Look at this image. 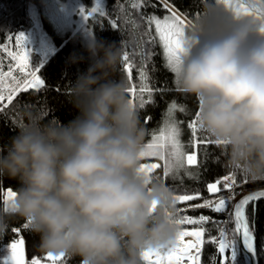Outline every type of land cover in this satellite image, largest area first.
Wrapping results in <instances>:
<instances>
[{
	"label": "clouds",
	"instance_id": "obj_1",
	"mask_svg": "<svg viewBox=\"0 0 264 264\" xmlns=\"http://www.w3.org/2000/svg\"><path fill=\"white\" fill-rule=\"evenodd\" d=\"M237 15L202 0L183 32L177 86L199 101V124L226 166L264 183V5L245 0ZM87 73L70 82L77 115L64 123L46 109L21 107L17 134L0 146V185L18 181L0 204V238L23 220L38 249L80 264H144L167 253L181 225L174 191L142 168L147 129L118 74L115 44L93 40ZM82 59V58H81Z\"/></svg>",
	"mask_w": 264,
	"mask_h": 264
},
{
	"label": "trees",
	"instance_id": "obj_2",
	"mask_svg": "<svg viewBox=\"0 0 264 264\" xmlns=\"http://www.w3.org/2000/svg\"><path fill=\"white\" fill-rule=\"evenodd\" d=\"M86 1L90 2L91 0ZM35 2H38V0H0V43L5 42L11 34L28 29L31 26L32 19L29 9L30 5ZM138 2L139 0H119L117 5V0H105L106 15L103 17L99 15L93 23L95 41H103L106 44L115 42L117 46L120 45L123 55L128 52L134 62L133 80L138 79L140 70L145 71L147 76L145 82L153 89L151 99L155 103H147L150 98L147 92L143 94L144 108L139 106V99L135 98L134 100L141 123L147 129L144 144L161 129L162 124L168 117V108L173 102L178 107L184 106L186 108L184 113L177 110L174 116L177 121L182 122V139L185 144H188L190 142V129L187 128V124L193 121L195 115L199 113V101L195 96L181 91L176 83L177 76L167 67L160 46L148 42L149 28L146 17L150 15L162 17L168 11L163 7L161 0H148L147 6L134 8L133 4ZM167 2L189 20L201 14L202 0H167ZM152 5H155V7H152ZM113 21H116L117 28L111 25ZM150 33L155 36L152 28ZM145 52L148 53L147 59L144 58ZM92 63L94 61L90 57L87 45L83 41H75L70 37L57 48L55 53L39 61L36 65V68L40 67L37 75L45 81V87L39 91L30 89L28 93H21L14 101L13 106L5 104L4 110L0 111V146L7 145L11 137L17 134L18 112L21 107L35 105L44 108L49 119L59 118L64 123L75 118L78 113L71 102L70 82H75L81 73H87ZM126 74L121 60L115 78L122 77L127 83ZM128 95L130 97L129 93ZM147 117H151V120H148ZM205 135L206 138L214 141L209 134L206 133ZM198 159L199 164L190 166L189 169L195 174L194 177L180 173L181 177L179 178L165 179L163 178L162 168L157 169L153 174L159 176L174 191L175 195L194 194L196 192L201 194L199 200L177 202L178 209H187L186 212H179V216L188 215L197 218L200 215H206L215 217V219L226 220L227 217L223 214L213 213L210 209L193 210L192 206L203 203L204 198H215V196L221 194L226 195L228 190L223 189L222 185V192L219 194L208 193L206 185L236 171L226 166L223 150L214 143L201 146L198 150ZM236 174L238 181L236 199L249 190L264 187V183L257 184L249 181L247 184H243V175L238 172ZM15 186H18V181L5 179L3 185H0V194L7 188L13 190ZM2 203L3 199H0V204ZM253 205L255 206L254 234L259 264H264V198L256 202H250L246 209L250 221ZM24 225L23 220L12 221V226L15 229H20V231L14 232L10 229L7 235L0 238V264H4L1 253L7 251L9 255L8 246L13 240L19 239L21 236L24 238L28 264L34 258L41 259V262L47 261L46 254L41 253L38 249L40 236L29 232L27 228H24ZM181 227L184 230H191L196 226L184 225ZM204 227L206 229L205 241L210 240L212 237H218L219 233L212 224H207ZM228 227L232 228L233 225L229 224ZM226 254L230 255V253ZM213 257L215 258V264H222V257L219 255L217 247L211 243H205L202 247L201 264H213ZM58 262H60L59 264H80V257L66 255ZM144 264L150 263L144 261ZM237 264H246L242 253L237 257Z\"/></svg>",
	"mask_w": 264,
	"mask_h": 264
},
{
	"label": "snow or ice",
	"instance_id": "obj_3",
	"mask_svg": "<svg viewBox=\"0 0 264 264\" xmlns=\"http://www.w3.org/2000/svg\"><path fill=\"white\" fill-rule=\"evenodd\" d=\"M228 6L237 15L241 13H248L249 8L245 3V0H218ZM257 3L264 5V0H256ZM148 0H139L138 3L133 4L134 8L141 6H147ZM163 7L167 9L170 15H165L163 19L156 15H150L146 17L149 28V43L155 44L158 42L162 45L164 55L167 59V67L173 72H179V65L181 63V54L183 52V32L186 27L184 20L177 13V11L167 2V0H161ZM119 0H117V5ZM155 7V5H152ZM81 13L84 16L85 21L94 13H99L101 17L106 15L104 9L101 6L100 0H96L95 7L89 12H85L84 8H81ZM259 11L264 12V9ZM114 28H117L116 21L111 24ZM155 26L156 36H152L150 30L152 26ZM13 39L12 37L8 38ZM27 37L20 33L15 37L17 47L20 49L18 52L9 51L7 46H4L3 51L7 52V55L14 63L9 65L7 72L2 70V61H0V111L4 110L5 104L13 106L14 101L21 93H28L30 89L39 91L45 87V81L37 75L40 67L33 68L30 66V50L26 46ZM148 53L145 52L144 58L147 59ZM123 70L127 73L130 86L128 87V93L139 99V106L145 107V100L143 94L147 92L149 94L148 104H154L155 101L151 99L153 89L142 83L137 87L136 84H131L133 78L134 62L131 60L128 52H125L123 57ZM15 71V74H14ZM19 77V78H18ZM139 79L142 82L147 80V76L144 70L139 71ZM162 94V93H161ZM133 105L135 103L131 99ZM184 113L186 108L179 106L173 102L168 108V120L165 122V127L160 129L159 135L153 134L152 142L148 143L144 147L142 158L155 157L158 158L161 163H143L142 168L146 169L150 173H154L157 169L163 170V176L165 178L176 179L183 170L189 177H194V173L189 171L190 166H197L199 164L198 150L201 146L209 143H214L218 146V142L211 141L206 138V132L199 124V113L195 115V119L187 124V128L190 129V142L185 144L182 142V122L175 119L174 114L177 112ZM151 120V117H147ZM158 179L159 176H156ZM249 180L243 176L242 183L247 184ZM238 183L237 174L233 172L231 175L226 174L222 179H217L213 183H207L206 190L211 194H219L223 189L228 190L227 194H221L215 196V198H204L203 203L196 204L193 210L196 209H210L213 213L223 214L227 217L226 220L213 219L210 216L200 215L198 218H193L188 215H181L177 220L181 226L193 225L196 226L194 230H183L179 234L178 243L172 250L167 253L160 252H146L144 259L146 262H150V258L155 256L159 259L150 264H201L202 247L205 243H211L218 248V253L222 257V264H237V257L241 253V249L244 250L245 255H250L251 258L256 257V237H255V206L251 209V221L250 216L246 214L250 202H256L264 198V190L256 192L254 195L245 196L237 203H232L234 200L235 188ZM14 195L11 188L0 194V199L5 201L7 197ZM176 201L183 203L187 201L201 199V194L196 192L194 194H176ZM179 212H186L187 209H178ZM212 224L219 233L218 237H212L210 240L205 241L206 235L205 225ZM233 225L229 228L228 225ZM27 228V225H24ZM19 232L20 229L13 230ZM185 237L192 239L185 241ZM10 255L5 258L4 264H28L25 258L24 250V238L21 236L19 239L13 240L8 246ZM230 253V255L226 254ZM64 258V255L55 257L47 255L48 262H55L58 259ZM213 264H215V258L213 257ZM30 264H42L41 259L34 258Z\"/></svg>",
	"mask_w": 264,
	"mask_h": 264
},
{
	"label": "rangeland",
	"instance_id": "obj_4",
	"mask_svg": "<svg viewBox=\"0 0 264 264\" xmlns=\"http://www.w3.org/2000/svg\"><path fill=\"white\" fill-rule=\"evenodd\" d=\"M95 3L96 0H91L90 2L86 0H38V2L33 3V5H30L29 14L33 21L31 26L28 29L19 30L14 34H11L9 37H12L13 39L11 40L6 39L5 42L0 43V61H2V70L7 72L9 70V65L14 63V61H12L11 58L7 55V52L3 51V48L4 46H7L9 51H13V52L20 51V49L17 47L15 42V37L20 33H23L27 37L26 46L30 50V66L33 68H36V65L38 64L39 61H42L47 57H49L51 54L55 53L57 48L61 44H63L67 39H69V37L73 38L75 41H83L88 46L90 42L95 40L93 23L100 14L94 13L92 16L88 18L87 21H85L84 16L80 10L81 8H84L85 12H89L93 7H95ZM100 3L102 8L104 9V12L106 13L105 0H100ZM177 13L181 16V18L185 22L186 25V27L184 28L185 30L190 20L186 18L184 15H182L180 12L177 11ZM165 15H170V13L166 12L164 15H162V17L160 16L158 17L163 19ZM152 31L156 36L154 25L152 26ZM156 44L160 46L163 52V56L165 58V63L167 64V59L164 55V50L162 45L158 42V37ZM126 78H127V74H126ZM127 83H128L127 86L129 87L130 82L128 81V78H127ZM142 83H146V82H142L139 79V76L138 79H136V81L133 80L132 78L131 84H136L137 87H139L142 85ZM129 98L132 99L134 102L135 100L134 97L130 95ZM167 120L168 117L165 119L164 123L162 124L161 129L165 127V122ZM159 131L156 132L155 134L159 135ZM150 142H152V137L148 142L144 144V147ZM182 142H184L183 139ZM157 159L158 158L155 157H145L142 158V162L162 164V161H159ZM180 173L185 174L183 170H181ZM180 173L178 175V178L181 177ZM163 178L165 177L163 176ZM7 189H5V191ZM212 218L215 219V217ZM194 229L195 228L191 230ZM1 256L4 262L5 258L8 257L7 251L2 252ZM58 260L55 262L44 261L42 262V264H59L60 262H58Z\"/></svg>",
	"mask_w": 264,
	"mask_h": 264
},
{
	"label": "water",
	"instance_id": "obj_5",
	"mask_svg": "<svg viewBox=\"0 0 264 264\" xmlns=\"http://www.w3.org/2000/svg\"><path fill=\"white\" fill-rule=\"evenodd\" d=\"M261 190H264V187H259V188H255V189H252V190H249L245 193H243L242 195H240L238 197V199L235 201V203L239 202L241 199H243L245 196H248V195H254L256 192L258 191H261ZM256 248H257V245H256ZM24 250H25V258L27 260V255H26V248H25V243H24ZM218 250V248H217ZM241 253L245 259V262L246 264H259V258H258V253H256V257L253 259L250 257V255H245L244 253V250L241 249ZM10 255V254H9Z\"/></svg>",
	"mask_w": 264,
	"mask_h": 264
},
{
	"label": "bare ground",
	"instance_id": "obj_6",
	"mask_svg": "<svg viewBox=\"0 0 264 264\" xmlns=\"http://www.w3.org/2000/svg\"><path fill=\"white\" fill-rule=\"evenodd\" d=\"M33 5V4H32ZM90 21V20H89ZM33 22V21H32ZM49 32V31H48ZM34 54V53H33ZM32 57V56H31ZM158 160V159H157ZM237 195V194H236ZM236 197V196H235ZM234 199H236V198H234ZM235 203V202H234ZM190 239H192V238H190V237H185V241H188V240H190ZM157 259H159L158 257H155V256H153V257H151L150 258V262H154L155 260H157ZM45 260V259H44ZM150 262H148V263H150Z\"/></svg>",
	"mask_w": 264,
	"mask_h": 264
},
{
	"label": "built area",
	"instance_id": "obj_7",
	"mask_svg": "<svg viewBox=\"0 0 264 264\" xmlns=\"http://www.w3.org/2000/svg\"><path fill=\"white\" fill-rule=\"evenodd\" d=\"M234 188H235V193H234V197L236 196V186H234ZM227 194V193H226Z\"/></svg>",
	"mask_w": 264,
	"mask_h": 264
}]
</instances>
